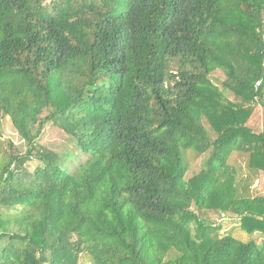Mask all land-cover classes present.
Here are the masks:
<instances>
[{"label": "trees", "instance_id": "trees-1", "mask_svg": "<svg viewBox=\"0 0 264 264\" xmlns=\"http://www.w3.org/2000/svg\"><path fill=\"white\" fill-rule=\"evenodd\" d=\"M262 108L264 0H0V123L27 145L0 163V264H264Z\"/></svg>", "mask_w": 264, "mask_h": 264}, {"label": "rangeland", "instance_id": "rangeland-1", "mask_svg": "<svg viewBox=\"0 0 264 264\" xmlns=\"http://www.w3.org/2000/svg\"><path fill=\"white\" fill-rule=\"evenodd\" d=\"M214 82L220 85L224 81V77L221 73H217L213 76ZM221 86V85H220ZM232 98V97H230ZM253 125L257 130L264 129V109H261V112L256 116V119L253 122ZM9 142H12L16 149H20L21 152L25 153L27 151V145L21 139L20 135L16 131L11 118L9 116H5L0 123V163L2 166L5 163L9 162ZM38 143L45 148L54 150L55 152L62 154L65 156L66 154L72 153L75 158L67 163V169L69 172L73 173L77 169L80 163H83L87 160V157L82 155L77 150L76 141L64 133L63 131L48 125L43 133L40 135ZM210 153H206L204 155H198L193 152H189L187 154V160L189 165V173L187 178H191L194 174L199 173L202 169H204L206 161L209 159ZM229 164L231 166L238 167L239 171L242 170L243 174H247L248 167V158L245 155L241 154H233L230 158ZM40 162L37 160H32L28 164V168L30 171H34L38 166H40ZM252 190H254L257 195H264V175L260 177L257 181H255ZM217 220L219 217H212ZM222 224L221 236L231 235L235 239H238L244 243H249L252 241H256L259 244H262L263 238L260 234H248L243 231L240 227L239 222H237L233 218H223L218 221ZM78 264H94L90 257L84 255L81 257Z\"/></svg>", "mask_w": 264, "mask_h": 264}]
</instances>
